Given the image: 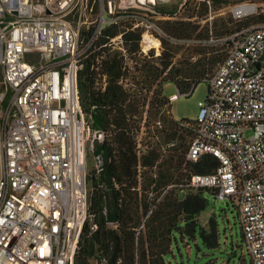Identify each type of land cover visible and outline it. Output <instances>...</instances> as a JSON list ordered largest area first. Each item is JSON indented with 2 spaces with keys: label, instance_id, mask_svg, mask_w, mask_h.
I'll list each match as a JSON object with an SVG mask.
<instances>
[{
  "label": "built area",
  "instance_id": "2783aa9c",
  "mask_svg": "<svg viewBox=\"0 0 264 264\" xmlns=\"http://www.w3.org/2000/svg\"><path fill=\"white\" fill-rule=\"evenodd\" d=\"M169 1L0 0V264H74L89 217L88 177L91 170L98 175L103 169L95 141L105 136L109 141L123 130L133 139L135 182L130 189L142 197V155L151 145L143 141V63L150 49L158 56L161 41L172 39L158 22L196 18L182 15L188 4L204 2L212 12L211 0H181L176 14H161L159 5ZM229 11L233 20L262 18L223 38H213L209 29L198 40H225L228 48L205 78L208 91L198 101L197 116L173 118L176 134H189L185 163L212 157L207 172L189 170L181 186L207 188L216 200H230L250 264H264V0H242ZM201 22L205 19L196 21ZM108 27L118 32L104 34ZM130 31L139 34L133 50L125 37ZM103 49L117 54V83L133 92L136 106L125 114L122 126L108 117L106 130L92 128L78 87V72L91 54L93 85L100 90L107 86ZM175 88L168 101L189 93ZM126 105L127 100L120 103L124 110ZM111 185L122 192L127 182L111 178ZM102 213L106 215V207ZM119 224L106 220L110 228Z\"/></svg>",
  "mask_w": 264,
  "mask_h": 264
},
{
  "label": "trees",
  "instance_id": "16d2710c",
  "mask_svg": "<svg viewBox=\"0 0 264 264\" xmlns=\"http://www.w3.org/2000/svg\"><path fill=\"white\" fill-rule=\"evenodd\" d=\"M211 1V11H215L242 0ZM198 7V10L193 9V12L195 11V14L199 17H206L208 13L207 5L200 2ZM158 8L161 14L174 15L177 12V8H169L163 5H159ZM187 16L191 17L193 15L188 14ZM255 18L258 20L262 17ZM230 19V21L233 20L231 16ZM162 22L176 38H189L197 31L196 20L177 17L174 20ZM224 30L227 32L233 31L224 27L220 33ZM117 32L116 27H108L105 29L104 34L110 36ZM201 33L200 29L196 32V35H201ZM87 35L88 31H82L83 37ZM125 37L130 42L129 49H136L139 34L130 31L125 34ZM103 40L102 37L100 43ZM192 50L193 53L204 52L198 48ZM103 51L105 58L102 59V65L109 77L105 89L100 90L93 85L94 72L90 69L93 54L85 58L84 66L78 72V87L80 104L83 111L90 114L92 128L106 130L111 120L119 126L124 125L125 114H132L136 110V106L135 99L132 97L133 92L130 89H123L117 83L120 72V62L117 54L109 52L107 49H103ZM173 52V50L171 53L163 51L156 58L159 60V66L149 64L144 60L141 80L145 90H150V86L155 80L164 75L161 82H173L181 91L191 93L196 84L202 79L205 80L214 65L221 61L225 54H208L206 64L203 63L200 68L196 69L195 65L186 68L179 66V63L183 60L187 62V58L182 61L179 60L178 64L173 63L176 55ZM161 82H158V84H161ZM160 84L152 92L154 99L158 97V104H165L168 102V98L160 95ZM143 97L145 98V95ZM125 100H127V107L124 110L120 107V103ZM93 104H96V107L92 109ZM137 112L140 115V109ZM172 123L175 127V120ZM174 127L173 136L176 135ZM155 136L152 137L156 138L157 136ZM171 138L172 135L168 134L166 141L169 142ZM150 144V147L142 155V165L145 168L159 166L158 140H151ZM95 152L100 153L102 156L103 169L98 175L91 170L88 177L90 187L89 217L84 221L79 235L74 264H176L173 262L176 252L180 253L182 263L210 264L212 258L223 252L225 245L220 241L219 224L215 215L209 217L206 227L198 221V215L208 205L203 191L210 192L209 189H188L184 196L180 198H162L160 199L162 201L156 204L155 199L151 201L145 191L147 186L156 185L159 179L145 175V171H143V195L139 199L137 192L130 189V186L135 182L136 164L131 136L125 134L123 130L115 132L109 141L108 136H105L102 142L95 141ZM108 158L110 161H108ZM211 161L212 157L210 155H204L197 162H186L185 164L188 165L189 170L202 173L210 169ZM111 178L126 180L127 186L122 189V192H119L112 187ZM167 179L170 180L169 176L166 177ZM102 182L104 185L99 186V183ZM164 182L162 184L166 186L168 182ZM103 207H106V215L102 213ZM150 208L151 211L147 214ZM140 209H142L143 215L146 214V218L143 221V227L136 230L140 220ZM106 220H118L120 224L117 228H110L106 225ZM93 224L95 225L94 228H92ZM183 239L191 247L193 254L207 252L208 255L199 262H195L191 256H188L182 250ZM182 252L185 253V257Z\"/></svg>",
  "mask_w": 264,
  "mask_h": 264
},
{
  "label": "rangeland",
  "instance_id": "374dc122",
  "mask_svg": "<svg viewBox=\"0 0 264 264\" xmlns=\"http://www.w3.org/2000/svg\"><path fill=\"white\" fill-rule=\"evenodd\" d=\"M252 1L262 2L263 0ZM179 2H181V0H170L169 2L161 5L167 6L169 8H177ZM198 6L194 4H188L182 12V15H196L195 11L198 10ZM229 6L230 5L223 9L212 11L210 15L207 13L205 18L204 16H196V18L194 17L192 20L201 21L202 19H205V22L196 23L197 31H195L189 38L174 37L166 29L164 22H158L162 28L172 37L171 40L163 39L161 41V47H159L160 54H162L163 51L171 53L173 50V53L176 54L173 59V63L178 64L179 60L182 61L183 59L187 58V62H184L183 60L181 63H179V66L186 68L195 65L196 69H198L203 63L206 64L205 62L207 60L206 57L208 54L225 53L226 49L228 48V42L225 40L210 44L200 43L198 40L204 39L208 34L209 29L212 30L213 38H223L230 33L225 30L220 33L224 27L232 29V32H234L257 21L255 17H247L241 20L230 21L231 14L229 11ZM193 9H195L194 12ZM200 29L202 32L201 35H196V32H198ZM193 48L201 49L204 52L193 53ZM150 50V56L145 57V62L154 64V66H159V60L156 58L159 57L160 54L158 56H152L151 54L154 52V49L152 48ZM215 67L216 65H214L211 73ZM163 76L164 75H161L155 80V82L150 86V90L144 91L145 112L143 141L145 145L149 146L152 136L156 135L157 139L154 140H158L157 147L160 153V161L158 163L159 166H153L152 168L146 167L147 169H144L145 175L159 179L156 185L151 184L147 186L145 194L150 198L151 201L155 199L154 202L156 204L162 201H160L159 198H180L184 196L188 190L187 188L181 186V184L186 182L189 172V167L187 164H185L184 159V153L187 148L189 134L187 132H183L173 136V117L175 119H194L197 116L199 110L198 101L203 100L206 97L208 91L207 82L206 80L202 79L196 84L193 91L188 95H180L176 99L168 101L165 104H158V97L154 99V94L152 91L158 88L160 84H158V82H161ZM160 85L161 96L164 95L168 98L171 94L176 93L175 84L173 82H161ZM157 120L160 121V126L157 125ZM168 134L172 135L170 140L174 141L173 145L167 144L168 142L166 141V136ZM245 134L249 135L250 132L247 130ZM91 165L92 161L88 159L87 166L91 167ZM168 176L170 179L169 181L168 179L166 180V177ZM164 181L168 182L166 186H163L162 184ZM168 185H171V187H167ZM203 194L207 199L208 205L198 215V221L200 224L206 227L208 225L209 217L213 216L214 214L219 224L220 241H222V244L225 245L223 252L220 255H217L215 258H212L210 260V264H250L249 255L243 246V237L241 228L239 226L237 209L235 205L230 200H216L213 194L207 190H204ZM147 214H149L148 211ZM139 216L140 220L136 230H140L143 227V221L146 218V214L143 215L142 209H140ZM182 244V250L186 252L188 256H191L195 262H199L203 257L208 255L207 252H198L197 254H193L191 247L188 245L185 239H183ZM221 247H223V245H221ZM184 252H182V254L185 257ZM181 259L180 253L176 252L173 262L176 264H185V262H181Z\"/></svg>",
  "mask_w": 264,
  "mask_h": 264
},
{
  "label": "bare ground",
  "instance_id": "6f19581e",
  "mask_svg": "<svg viewBox=\"0 0 264 264\" xmlns=\"http://www.w3.org/2000/svg\"><path fill=\"white\" fill-rule=\"evenodd\" d=\"M153 43H154V45H157V41L156 40H153Z\"/></svg>",
  "mask_w": 264,
  "mask_h": 264
},
{
  "label": "crops",
  "instance_id": "0c3cea01",
  "mask_svg": "<svg viewBox=\"0 0 264 264\" xmlns=\"http://www.w3.org/2000/svg\"><path fill=\"white\" fill-rule=\"evenodd\" d=\"M174 118V117H173Z\"/></svg>",
  "mask_w": 264,
  "mask_h": 264
}]
</instances>
